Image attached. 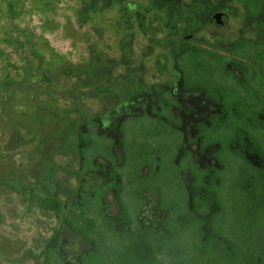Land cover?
Returning <instances> with one entry per match:
<instances>
[{
  "label": "flooded vegetation",
  "instance_id": "obj_1",
  "mask_svg": "<svg viewBox=\"0 0 264 264\" xmlns=\"http://www.w3.org/2000/svg\"><path fill=\"white\" fill-rule=\"evenodd\" d=\"M144 1L148 4L145 10L143 6L120 0L115 3L114 16L119 38L130 35V41H132L128 46L120 47L122 56L117 59L113 75L117 72L122 82H125L123 86L130 91V97L134 98V107L140 112L147 113V116H136L138 120L134 127L138 128L137 138H147L145 136L150 133L161 140V146L165 150L171 142L170 138L179 139L177 159H186L184 154L188 152L191 160L198 162L199 155H207L212 161L217 143L201 148L204 136L202 129H210L215 137L217 135L215 130L218 127L227 130L228 135L232 134L231 128L235 126L249 127L248 122L242 121L238 125L234 123V116H238L239 112L248 111L242 100L246 99L250 102L248 92L242 87L243 76L249 81L258 78V84H254L253 87L260 95L259 102L257 105H251L250 109L261 113L258 123L252 124V127L264 125V40L242 39L232 47L224 48L230 55L224 56L225 54L218 52L213 42L208 39L210 35L218 41L229 31L231 26L229 18L230 15L233 17L235 9L240 15L249 18L255 16L259 0H256V3L251 2L252 0H243L241 8L232 6V0H230L227 4L229 12L222 8L218 9L217 0ZM99 5H101L100 10L95 9L93 12L98 14L100 28L106 21L107 15L104 4L99 3ZM170 5L173 8L170 9ZM176 14L178 17L175 18ZM124 23H128L130 29L133 28L131 33L125 32ZM220 29H223L221 34H219ZM164 30L166 42L160 44L161 33ZM103 36L105 38L107 36V27L106 30L103 29ZM125 49L129 50L127 56L123 54ZM256 53L257 57L251 56ZM41 76L46 77V73L41 74L37 71L34 73V78L36 77L38 81L37 86L42 87ZM33 86H35L34 82ZM113 90L116 91V88ZM98 91L103 94L107 92L106 89L104 92L101 89ZM196 97L202 99L200 104H194L193 99ZM28 99L29 96L20 100L21 107L14 105L13 113H17V119L6 128V133L15 127H21L19 119L22 114L25 116ZM241 101L242 103L239 104ZM190 111L199 114L201 120L194 124V131L191 130L195 132L194 136L185 137L179 124L183 126L186 124L187 113ZM30 112L36 113L37 107L32 106ZM159 125L161 131L156 128ZM123 127L124 125L120 127L121 133ZM189 128L191 129L190 126ZM25 129L24 120L21 133ZM72 139L64 134L62 142L58 146L51 144L53 148L44 157L41 154V138H38L37 134L35 149L26 148L25 140H16L20 150L16 161L17 169L13 170L10 176H2V190L6 196L10 193L16 195L12 202L19 205L22 214L26 217L33 212L34 220H38V224L34 222L35 229L32 231L41 233L42 228H46L50 232L44 237L43 245L41 241L35 245H20L25 264L27 262L35 264L40 261L42 264H106V258L114 253L113 250L106 248V236L100 228L112 222H107L102 205L94 208L93 206L100 200L103 201L105 195L111 193L109 191L101 193L110 174H121L123 170H112V163L107 162L104 164L106 174L103 175V183L96 186L83 182L80 186L78 184L76 189L73 186L69 188V183L79 182V174L82 176L89 171L100 170L99 166L93 167V161L102 159L101 156H104L105 150L103 143L93 148L94 141L88 132L78 134L76 139ZM69 142H72V146H69ZM20 143L23 146H20ZM118 143V145L116 142L114 144L120 153L122 151L121 137ZM80 145L85 148V153ZM69 153L80 156L82 161L79 171L63 163V157L69 156ZM84 166H87V169ZM117 167L120 166L117 165ZM26 171L29 174L35 172L29 176L30 183H27ZM134 172L139 175L136 170ZM128 186L131 188V193L135 186ZM110 191L114 200L118 201L115 191L113 189ZM146 192L149 191L141 192V194ZM131 194L136 198L141 195ZM116 203L121 209L120 201ZM106 204L109 205V203ZM75 209L83 210L89 216L88 220L94 223L97 231L89 233L79 232V229L76 231L75 220H72ZM41 214L50 216L48 222L40 220ZM23 221L33 222V220ZM29 233L28 226L24 230V239L30 236L31 240H35L36 236ZM117 239L116 249L121 247V239ZM75 241H79L76 253L72 250V244H75Z\"/></svg>",
  "mask_w": 264,
  "mask_h": 264
},
{
  "label": "rangeland",
  "instance_id": "obj_2",
  "mask_svg": "<svg viewBox=\"0 0 264 264\" xmlns=\"http://www.w3.org/2000/svg\"><path fill=\"white\" fill-rule=\"evenodd\" d=\"M119 1L0 0V151H2L0 152V264H25L20 245H35L40 241L43 245L44 237L50 233L46 228H42L41 233H34L32 231L35 229L34 222L38 224V220H34V213L31 212L25 217L19 205L12 202L16 195L10 193L6 196L2 190V176H10L13 170L17 169L16 161L20 150L16 140H25L26 148L35 149L37 134L38 138H41L42 157L51 151L53 148L51 144L58 146L62 142L64 134L76 139L78 134L88 132L94 141L93 148L103 143L104 156L93 161V167L99 166L100 170L89 171L82 176L79 174V182L69 183V188L71 186L75 188L83 182L96 186L103 183V175L106 174L104 164L110 162L112 167L123 166L124 160L130 157L129 146L143 138H137L139 132L134 125L138 120L136 116H147V113L140 112L134 107V98L130 97V91L123 86L125 82H122L117 72L113 75L117 59L122 56L120 47H126L132 41L130 35L122 39L118 35L114 16L115 3ZM127 1L143 6V10L148 6L144 0ZM242 1L232 0L231 4L241 8ZM229 2L230 0H217V8L227 12ZM99 3L104 4L107 15L106 21L100 28L98 14L93 12L95 9L100 10ZM171 8L173 7L170 5ZM255 13V16L249 18L240 15L235 9L233 17L230 15L229 18L231 24L229 31L218 41L208 36L216 50L224 53V56H230L224 48L232 47L242 39L264 40V0H259L258 11ZM124 26L125 32L131 33L133 28L130 29L128 23H124ZM106 27L105 38L106 33L103 36V29L106 30ZM165 34V30L162 31L160 44L166 42ZM128 53V49L123 51L125 56ZM36 71L41 74L46 73V77L41 76L40 79L42 87L37 86V78H34ZM128 78L131 79L130 76ZM54 87L55 91H53ZM113 88H116V91ZM98 89L102 92L106 89L107 92L103 94ZM27 96L29 99L25 116L22 114L19 119L21 127L25 120L26 129L21 133V127H15L6 133V128L17 119V113H13L14 105L21 107L20 100ZM201 100L200 97L193 99L194 104H200ZM32 106L37 107L36 113L30 112ZM187 114L186 124L184 126L179 124L185 137L194 136L195 132L191 130L194 131V124L201 120V116L194 111ZM122 125L124 127L121 133ZM120 137L122 151L119 153L116 145L119 144ZM20 146H23L22 143ZM80 148L85 153L82 145ZM198 159L203 167L211 162L207 155H199ZM248 160L256 165H262L257 155L249 154ZM81 161L80 156L73 153L63 157L64 164L78 171L81 168ZM84 168L87 169V166ZM122 168L127 170L128 174L134 169L130 165ZM147 172V168L137 170L141 176H145ZM34 173L29 174L26 171L27 183L31 182L29 176ZM184 177L188 183L189 174L186 173ZM123 186L125 190L122 197L118 196V201L114 200L112 191H109L111 193L105 195L103 201L100 200L93 206L94 208L102 205L107 222H112L100 227L106 236V248L110 250L116 249L118 232L127 228L128 221L129 227L132 224L133 228L143 230H163L165 214L158 206L156 193L146 192L136 198L130 193V186L124 184ZM119 201L125 205L127 210L125 213L129 220L121 217L123 211L116 203ZM41 215L40 220L48 222L50 216ZM23 220H33V222ZM28 226L29 234L36 236L35 240H31L30 236L24 239V230ZM36 229H39V225ZM78 244L79 241L72 244L74 253ZM169 260L174 259L168 252L164 255L163 262L167 264ZM40 263L41 261L35 264Z\"/></svg>",
  "mask_w": 264,
  "mask_h": 264
},
{
  "label": "trees",
  "instance_id": "obj_3",
  "mask_svg": "<svg viewBox=\"0 0 264 264\" xmlns=\"http://www.w3.org/2000/svg\"><path fill=\"white\" fill-rule=\"evenodd\" d=\"M251 56L257 57V53ZM254 84L258 78L249 81L243 76L242 87L250 102L242 101L248 111L234 116L235 124L248 122L249 127L235 126L231 135L218 127L215 137L210 129H202L201 148L217 143L214 160L207 166L191 160L188 152L186 159H177L179 139L170 138L165 150L161 140L149 133L129 146V159L112 168L124 172L111 173L101 193L113 189L118 197L125 189L123 184L135 186L131 193L137 195L155 192L165 214L163 230L129 227L128 221L127 228L117 235L121 247L113 250L106 264H165L168 252L174 260L167 264H264V125L252 127L261 113L250 109L260 96ZM160 127L156 128L161 131ZM249 154L257 155L262 165L249 161ZM128 165L134 168L130 174L122 168ZM143 167L147 174L136 175L134 171ZM120 206L121 217L129 220L125 205L120 202ZM88 217L75 209L74 229L97 231Z\"/></svg>",
  "mask_w": 264,
  "mask_h": 264
},
{
  "label": "water",
  "instance_id": "obj_4",
  "mask_svg": "<svg viewBox=\"0 0 264 264\" xmlns=\"http://www.w3.org/2000/svg\"><path fill=\"white\" fill-rule=\"evenodd\" d=\"M222 32H223V29H220V30H219V34H221Z\"/></svg>",
  "mask_w": 264,
  "mask_h": 264
}]
</instances>
